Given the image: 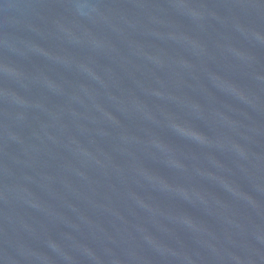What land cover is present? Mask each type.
<instances>
[{
	"label": "water",
	"instance_id": "water-1",
	"mask_svg": "<svg viewBox=\"0 0 264 264\" xmlns=\"http://www.w3.org/2000/svg\"><path fill=\"white\" fill-rule=\"evenodd\" d=\"M0 264H264V0H0Z\"/></svg>",
	"mask_w": 264,
	"mask_h": 264
}]
</instances>
